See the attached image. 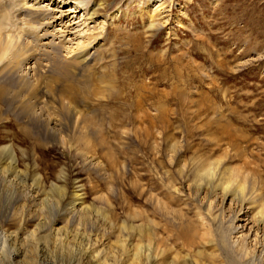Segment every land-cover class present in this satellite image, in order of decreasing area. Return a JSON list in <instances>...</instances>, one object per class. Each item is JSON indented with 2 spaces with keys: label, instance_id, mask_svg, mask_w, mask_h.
Wrapping results in <instances>:
<instances>
[{
  "label": "rangeland",
  "instance_id": "1",
  "mask_svg": "<svg viewBox=\"0 0 264 264\" xmlns=\"http://www.w3.org/2000/svg\"><path fill=\"white\" fill-rule=\"evenodd\" d=\"M59 1L0 0V35L21 44L31 75L21 83L11 56L0 61V198L11 200L0 224L20 229L17 250L35 229L39 248L51 249L47 235L65 226L108 251L120 232L135 245L141 230L166 240L179 262L199 260V249L208 261L213 246L179 241L196 239L190 228L210 241L203 222L264 251V0H91L90 12L102 6L88 27L82 10ZM158 2L163 23L149 31ZM49 13L61 19L39 26ZM93 25L89 66L66 74L65 49ZM62 41L63 52L50 48ZM75 190L90 215L71 225Z\"/></svg>",
  "mask_w": 264,
  "mask_h": 264
},
{
  "label": "bare ground",
  "instance_id": "2",
  "mask_svg": "<svg viewBox=\"0 0 264 264\" xmlns=\"http://www.w3.org/2000/svg\"><path fill=\"white\" fill-rule=\"evenodd\" d=\"M60 1L58 2L60 4L65 3V2L71 3L70 12H79L81 10H82V12H84L83 14H85V21L81 25H85L87 23L93 24L95 21V18L97 17L98 11H96V9L102 6L101 3L96 4L97 5L96 9H93L90 12V10H88L87 6H89V4L91 3V0H89L87 2H79L78 0H60ZM151 7H152V8H150L151 9L150 10L151 15H149V13H148V15H149L148 19L150 20V22L147 24L148 26H143V28L148 27L147 30L149 29V31L153 30V28L155 29V27H158L160 23L161 24L163 23L162 21H160L161 16H159L161 14V9L163 8V5L159 3V4H154ZM40 12H42V11H38V13H40ZM117 13L110 16L109 19H116ZM61 15H62V13H61ZM61 15H60V17H61ZM60 17L57 18L54 15H52L51 13H49L48 18L44 22L38 23V25L41 27L44 25L49 26V24H52L53 22H55L56 19H58L57 21H59L61 19ZM89 24H87L86 27H88ZM79 26H77V28ZM63 28L67 29L68 31L71 30V28H69L68 26L65 27V25H63ZM91 29H92V31L89 30V28L86 29V30L91 31V33H92V35H85L83 37V39H84L86 36H88V38H86V40L82 39L83 41L76 42V44L74 45L75 48H72V46H70L69 48L65 49L66 55L62 56V58H64L66 60L65 57L68 56L67 59H69L67 64H65L66 65L65 69L68 70V72L66 74H71V72L73 70L78 71V70H81L83 68H87L89 66L90 61H91V55H89L88 50H91L95 46L96 42H93V41L95 39H97V34L94 33V30L95 29L97 30V28L93 25L91 27ZM147 30H146V32H147ZM64 32H65V30H64ZM5 37H7V36H5ZM5 37L0 35V61H2L5 58V56L10 55L12 58L11 62L9 63L10 71H11L10 73L15 74L16 78H18L20 80L19 82H21V83L27 82V80L29 78H26V76L29 75V72H28V69L25 65L30 61L27 60V58L23 56L25 51L23 50L21 44H18L17 42L12 44L14 38L10 37V39L7 40V39H5ZM63 45H64V43L62 41L60 43L53 44V46L50 45V48H52L56 52H58L59 49H62V52H63V48H65ZM19 67L23 68V70L19 71ZM54 69H57V68H54ZM31 73H33V72H31ZM29 76H31V75H29ZM107 79H108V83L107 82L106 83L110 84L109 82L111 81V78H107ZM91 126H92V124L85 120V127L88 128ZM10 154L11 153H6L5 157L6 158L8 156L11 157ZM3 162L4 161H2V163ZM5 164H3V165L5 166ZM214 165H215V163H214ZM4 166H3V168H4ZM6 167H8V166H6ZM0 168H1V163H0ZM3 168H1L0 171ZM10 168L13 169L14 168L13 165ZM210 168L209 167L205 168V165H201L197 174L202 176L204 179L209 180V178L212 174ZM6 169H8V168H6ZM9 170H7V171H9ZM11 172H13V171H11ZM238 172L239 171H236V169L235 170L233 169L231 172H229V176L226 177V180H228V181L234 180L233 178L237 177V175L234 173H238ZM0 174H1V172H0ZM211 179L212 178H210V180ZM239 183H244V181L236 183L240 189L238 191L241 192L243 185L241 186ZM224 188H226V187H224ZM71 199H72V202H71L72 204L69 208L67 223L68 224L70 223L72 225L73 222H75L76 220L79 221L81 218H89L90 213H88L87 208L82 206V203H81L82 195L78 194L77 190H75L73 192ZM48 201L43 198V199L37 200L36 202L42 203V206L44 205L45 207L48 208V210H50L49 215L52 217L54 216L53 217L54 219L52 220V224L57 225L59 223L57 221V219L55 218V215L57 213L54 212L55 211L54 208H53L54 209V211H53V209L50 207L51 206L50 203L48 204ZM1 203H4L5 207L11 206L10 205L11 200L6 199V198H4V199L0 198V204ZM51 204H52V202H51ZM67 204H69V203H67ZM36 205H39V204L36 203L35 206ZM66 207H67V205H66ZM260 208H262L260 213L264 214V204H261ZM62 209H63V207H62ZM178 216H177V218H178ZM3 217L7 218L8 216L4 215ZM81 222L82 221L80 220V223ZM263 222H264V219H263ZM201 224L203 225L201 228L204 229V233L209 232V236L211 237L210 241L204 240L203 233L201 235L195 234V233H197V230H196V232L194 230L196 228H190V229H193L192 233L194 234V237H196V239L198 237L200 242H198L199 240L197 241L196 239L194 240L193 238L190 240L188 238H187L188 240L179 239V241L182 240L183 244L188 247V250L190 248H193V250H197L198 245H200L202 243L204 244V246H208V245L213 246L214 249H213V251H211L208 254L209 255L208 261H204L203 259L200 260V256L203 255L202 254L203 252L199 251L200 250L199 249L196 252V255L199 256V258H198L199 260L183 261V262H179V260H180L179 255L174 254V253H172V255L168 254L169 249L167 251L168 244L167 243L165 244L166 240L162 241V240L158 239L159 236H158V234H155V232H153V233L150 232L152 235L151 236L149 233H146V234L141 233V230H140V234L138 235L139 240H137V243L135 245H132L131 243L129 244V241L133 237V234H131V233L123 234L120 232V234L117 235V237H116L118 240L117 241L118 246L116 245L117 248H115L114 246H111L113 249L111 248L110 251H108V250H106V248H105V250L103 248H100V246H101L100 243L94 242L93 241L94 237L91 234H88L89 232L84 233L83 232L84 230L81 232L77 229H76V231L72 230V229L67 230L66 229L67 227L65 228V226L64 227H58V228H56L57 230L54 231L50 236L47 235V237H51L53 240V245H51V249L49 248L50 246L39 248L40 244H42V243H41V240L39 238H37V233H38L37 231L38 230L35 229L31 232H28V234L21 240L22 244H20V246L22 248L23 247L26 248L24 253H21L19 251L20 249L17 250V247H16V244H19L18 234H20L19 233L20 229L17 228L15 230H11V228H8V227H4V229H3L2 225L0 224V264H91V263L92 264H264V258H263L264 256H262V254H264V251L262 249H260L259 247L257 250L252 252L251 250L247 249L246 246L244 247L243 245L239 244L238 238H240V237H238L236 240L229 242L227 237L225 235H223L222 233L220 235L221 237L219 238V237H217L218 235L213 234V232H211L210 229H208V227H206L207 225L205 226L206 223L203 224V222H201ZM20 226H21V222H20L19 228H20ZM66 226H67V224H66ZM244 226H245V224H244ZM236 233H237V231H236ZM51 238H50V240H51ZM123 238H125V239L122 240ZM170 238H172V237H170ZM94 240H97V239L94 238ZM158 240H160L161 242H159ZM45 242H46V240H45ZM127 242H128V244H127ZM255 248H257V247H255ZM233 254H235L236 256H239L240 260H239V257L235 258ZM230 255L232 256V259L230 258ZM19 259H21V260L19 261Z\"/></svg>",
  "mask_w": 264,
  "mask_h": 264
}]
</instances>
